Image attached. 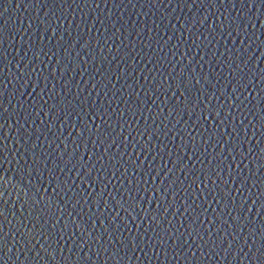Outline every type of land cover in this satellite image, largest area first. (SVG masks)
I'll list each match as a JSON object with an SVG mask.
<instances>
[{
	"label": "water",
	"instance_id": "obj_1",
	"mask_svg": "<svg viewBox=\"0 0 264 264\" xmlns=\"http://www.w3.org/2000/svg\"><path fill=\"white\" fill-rule=\"evenodd\" d=\"M0 264H264V0H0Z\"/></svg>",
	"mask_w": 264,
	"mask_h": 264
}]
</instances>
